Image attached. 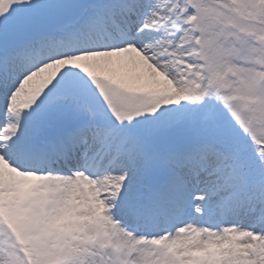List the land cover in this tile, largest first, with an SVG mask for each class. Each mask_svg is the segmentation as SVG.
<instances>
[{"label":"snow or ice","instance_id":"obj_1","mask_svg":"<svg viewBox=\"0 0 264 264\" xmlns=\"http://www.w3.org/2000/svg\"><path fill=\"white\" fill-rule=\"evenodd\" d=\"M0 264H264V0H0Z\"/></svg>","mask_w":264,"mask_h":264}]
</instances>
